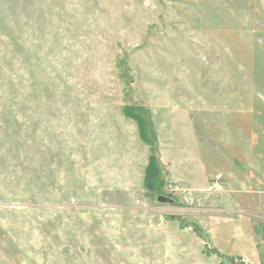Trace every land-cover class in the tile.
Wrapping results in <instances>:
<instances>
[{
    "label": "rangeland",
    "instance_id": "1",
    "mask_svg": "<svg viewBox=\"0 0 264 264\" xmlns=\"http://www.w3.org/2000/svg\"><path fill=\"white\" fill-rule=\"evenodd\" d=\"M263 98L264 0H0V264H244L204 177Z\"/></svg>",
    "mask_w": 264,
    "mask_h": 264
},
{
    "label": "crops",
    "instance_id": "2",
    "mask_svg": "<svg viewBox=\"0 0 264 264\" xmlns=\"http://www.w3.org/2000/svg\"><path fill=\"white\" fill-rule=\"evenodd\" d=\"M262 100L247 108H235L234 112L231 108L227 114L230 124L225 126V134L231 137L227 140L230 144H227V155L223 157L229 165L224 172L214 174L222 178L223 189L211 192L207 188L205 193L215 195L202 197L209 207L207 219L203 220L208 245L220 256L241 259L244 264H264V98ZM212 146V149L217 148V144ZM185 170H188L186 166L183 179L187 181L185 174L189 171ZM213 177L207 175L204 181ZM191 181L196 184L194 176Z\"/></svg>",
    "mask_w": 264,
    "mask_h": 264
},
{
    "label": "built area",
    "instance_id": "3",
    "mask_svg": "<svg viewBox=\"0 0 264 264\" xmlns=\"http://www.w3.org/2000/svg\"><path fill=\"white\" fill-rule=\"evenodd\" d=\"M223 189L222 178L220 176H214L209 183L208 190L211 192H218Z\"/></svg>",
    "mask_w": 264,
    "mask_h": 264
},
{
    "label": "water",
    "instance_id": "4",
    "mask_svg": "<svg viewBox=\"0 0 264 264\" xmlns=\"http://www.w3.org/2000/svg\"><path fill=\"white\" fill-rule=\"evenodd\" d=\"M157 200H158L159 202H167V201H168L167 198L162 197V196H159Z\"/></svg>",
    "mask_w": 264,
    "mask_h": 264
}]
</instances>
